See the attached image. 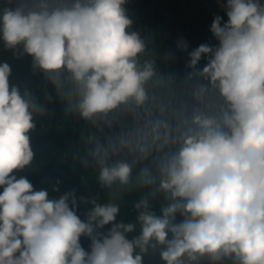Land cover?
<instances>
[{
	"label": "clouds",
	"instance_id": "1",
	"mask_svg": "<svg viewBox=\"0 0 264 264\" xmlns=\"http://www.w3.org/2000/svg\"><path fill=\"white\" fill-rule=\"evenodd\" d=\"M126 3L0 8L4 49L45 80L41 102L0 62V264H144L150 250L164 264H264V3L226 0L227 21L210 28L218 44L189 52L182 76L168 70L173 53L133 30ZM54 101L83 122L76 158L107 190L103 203L79 197L83 220L75 190L50 199L19 175ZM125 193L139 197L131 222L118 219Z\"/></svg>",
	"mask_w": 264,
	"mask_h": 264
},
{
	"label": "trees",
	"instance_id": "2",
	"mask_svg": "<svg viewBox=\"0 0 264 264\" xmlns=\"http://www.w3.org/2000/svg\"><path fill=\"white\" fill-rule=\"evenodd\" d=\"M226 3V0H222ZM10 0H0V8L6 6ZM264 3V0H261ZM14 5L15 0H11ZM127 15L133 20V30L142 33H151L155 37V46L159 53L168 51L174 58L168 65V70L179 75L186 71L188 53L201 44L215 46L218 41L210 31L215 16L227 21L224 9H221L212 0H127L124 6ZM183 38L188 43V49L181 51L177 48V41ZM0 62H8L12 68L10 82L18 84L22 89L30 88L41 102H43V88L45 80L42 73H33L31 57L25 56L16 60L10 51H6L0 41ZM206 59L202 58L198 67H203ZM51 92V88H49ZM54 95V93H53ZM50 119L37 120V128L31 133V146L35 153L33 166L19 175L26 176L33 184L34 190L47 189L49 198H59L65 192L75 190L78 199L77 214L85 219L87 207L79 203V197H88L98 194L100 202H106V189H100L95 181V172L91 168L85 170L77 154L83 155L80 144V129L82 121H72L64 116L63 105L54 101L48 105ZM59 181V191H52ZM3 189L0 188V192ZM139 199L138 195L125 193L124 198L118 201L121 204V213L118 219L123 218L131 222L135 217L133 202ZM158 203L155 211L159 214L160 204L164 203L163 194L156 197ZM181 217L177 216V221ZM81 244L85 250H90V241L81 237ZM144 264H164L159 253L151 250L144 256Z\"/></svg>",
	"mask_w": 264,
	"mask_h": 264
},
{
	"label": "built area",
	"instance_id": "3",
	"mask_svg": "<svg viewBox=\"0 0 264 264\" xmlns=\"http://www.w3.org/2000/svg\"><path fill=\"white\" fill-rule=\"evenodd\" d=\"M212 1H214L221 9H224L221 7V5L224 4L222 0H212Z\"/></svg>",
	"mask_w": 264,
	"mask_h": 264
}]
</instances>
